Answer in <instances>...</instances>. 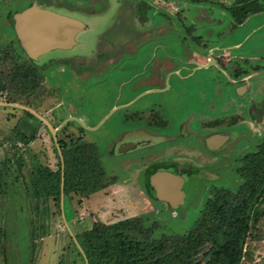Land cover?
<instances>
[{
  "label": "rangeland",
  "instance_id": "374dc122",
  "mask_svg": "<svg viewBox=\"0 0 264 264\" xmlns=\"http://www.w3.org/2000/svg\"><path fill=\"white\" fill-rule=\"evenodd\" d=\"M237 1L242 0L130 1L129 4L137 5L132 13L135 28L133 30L127 26L122 31L112 28L107 30L109 23L117 17L115 12L72 14L92 26L91 31L78 36L86 49H92L93 38L106 30L103 36L111 39L128 36L131 42L138 33L135 44L130 42L127 48L118 51V58L111 57L104 65H98V73H85L75 78L58 69L61 67L58 65L44 74L30 62H23V53L15 40L13 28L7 27L10 25L9 14L0 13V102L29 107L48 123L36 120L35 116L20 107L0 105V264H86L78 253L74 235L96 222L110 223L123 218H136L137 226L133 234L137 239L158 241L166 238L171 242L197 228L201 214L211 209L209 203L241 200L244 194L241 170L246 164L243 158L260 150L264 142V116H260L261 119L258 117L259 123L254 122L253 113L247 111L248 104L243 108L238 106L239 103H245L249 96L255 97V92L242 95L234 87L235 84L229 82L231 65L220 58L219 52L225 51L232 61L260 57L258 63L264 67V14L257 12L248 16L242 24L236 23L225 7L233 6L231 4ZM245 1L258 5L259 11L264 9V0ZM149 19L151 23L147 27V22L143 23V20ZM76 22L78 33L84 26L79 20ZM206 27L211 30L204 31ZM188 34L198 36L195 42L186 39ZM74 43L75 40L70 46ZM107 48L112 56L116 55L111 44ZM79 50L83 49L75 51ZM199 52L205 56L212 52L213 57L204 61L202 70L191 72L193 64L188 60L196 58L198 54L200 56ZM122 53H125L124 57L129 56L123 59ZM132 56L133 65L130 69L133 68L132 73L137 78L134 88L141 86L145 89L156 84L153 81L157 75L152 68H155L158 60L165 61L170 70L188 67L180 74L185 80L179 81L185 83L178 97L170 101L165 109L159 108L161 117H168L173 126H176L177 120L183 119L187 122V132L192 136L200 128H203L200 134L207 133L205 126L210 120L205 117L219 114L218 130H228L231 133L230 140L217 151L203 148L201 153H196L194 147L189 150V136L186 140L166 143L162 154L154 149V154L138 157L136 150H121L117 139L119 134H116L126 130L127 124L121 121L117 111L102 123L98 130L100 139H83L81 135L89 136L88 133H83V129L70 120V117L78 116L76 106L91 101L93 108L103 111L109 109L111 112L114 105L110 101L106 102L110 92L114 93L115 89V64L120 59H123L122 63L128 62ZM30 57L38 58L33 54ZM246 63L240 66L245 74L253 71L250 68L253 64L249 60ZM26 74V80H30L31 85H24L20 81ZM173 76L176 77V73ZM206 80L207 85L203 83ZM262 82L264 71L252 75L249 80L251 85ZM60 85L70 88L65 89ZM227 87L228 92L225 93ZM153 95L156 94L149 93L144 99H156ZM210 98L218 104L217 109L209 107ZM226 102H230L228 106ZM96 120H92L91 125ZM154 130L170 138L177 132V129ZM88 142L97 146L105 170L104 178L110 184L88 196L70 190L66 195L63 194L62 201L61 198L57 201L53 194L39 192L37 196L34 179L47 176L49 171L58 168L63 176L64 173L67 175L62 185L72 188L80 184L76 148ZM178 146L181 153H173ZM171 158L192 163L197 168L196 174L182 190L180 199L164 197L154 200L147 191L141 171L151 160ZM72 159L74 165L70 162ZM84 205L89 207L85 208ZM243 249L244 256L240 264H264V215L250 221Z\"/></svg>",
  "mask_w": 264,
  "mask_h": 264
},
{
  "label": "flooded vegetation",
  "instance_id": "af4514ba",
  "mask_svg": "<svg viewBox=\"0 0 264 264\" xmlns=\"http://www.w3.org/2000/svg\"><path fill=\"white\" fill-rule=\"evenodd\" d=\"M130 1L135 3L138 0H0V13L2 12L9 14V21L11 26L9 25L7 27L13 28L15 40L20 46V51H22L23 53L21 54L23 55L21 58L23 62L25 60L30 62L32 66H34L38 71H43L44 74L58 65L59 67L61 66L58 69H62L65 72H68L70 77L75 78L85 73H98L100 71L96 68L98 65H104L111 57L118 56V51L120 52L121 50H124L123 48H127L129 46L128 44L131 41L127 39L128 36H126V38L118 37L115 39H111L108 36H103V34L107 33V30L110 28L114 29L115 31H122V28H127L128 26L129 28L134 30L135 26L134 22L132 21V13H134L137 9L135 8L137 7V5L134 3L129 4ZM8 2H10V4H7ZM96 12H115L117 14V17L113 22L109 23L105 33H102V35H97L96 38L94 37L95 39L93 38L94 41L91 44L93 48L91 49L89 47L88 49H86L84 47V42L78 36L82 32L91 31L92 26L85 20H83V18H76L72 14L82 15L88 13L92 14ZM21 14H28L29 16L36 18L56 16L68 21L72 20V22H76V20H79L80 23L83 24L84 28L82 31L74 33L73 40H75V43L73 46H61L62 48H58L60 46H55L50 50L44 52L41 57L39 56L40 58H31V54H28L22 47L16 30V18ZM151 17L152 15H150V18ZM149 20H143V23L147 22L148 25L151 23L149 22ZM147 27H149V25ZM136 33L137 32H132L131 34ZM132 39L133 42H131V44L133 43L132 45H134L138 40V33L137 37ZM110 44L111 47L114 48L116 55L112 56L108 51L107 45ZM74 49L83 50L75 51ZM108 53H110V56ZM122 54L123 59H126L129 56L128 55L124 57L125 53ZM133 57L134 56L130 57L128 59V62L122 63L121 61L123 59H120L119 62H116V84L114 86L115 89L114 93L110 92L111 94L107 97L106 104L110 101L111 104L114 105V108H116L121 121L127 124L126 130H121V132L119 131L120 133L117 132L116 134V136H118L119 134L117 139L119 140V145L122 147L121 150H126V152L130 150H136V154L139 155H136V157H142L145 154L152 155L154 154V149H157V151L162 154L165 150L163 149V147L166 145V143L169 144L171 141L179 142L182 140H186V137L191 136L189 134V131L187 132V122H184L183 119H175L174 121L177 120L176 126H173V124L168 120V117L164 118L163 115L161 117L159 109L160 107L165 109L166 106L169 105L170 101L175 100V98L178 97V93H180L181 90L177 92L172 86L179 83V87L181 89L185 82L179 80H185V78L181 77V75L177 73L176 77L172 76L170 68L165 63V61L160 62L158 60L156 61L155 68H152L153 73L156 72L157 75L153 83L156 82L155 85L157 86L145 87V89H143L141 86H136V88H134L133 86L135 85V80H137V78L134 77L136 76V74L132 73L133 68L130 69V66L133 65ZM167 69L168 71L167 73H165ZM174 78H176V80ZM171 80L173 81L172 84ZM232 80L233 79H231V81ZM60 87L65 89L70 88V86L68 85H60ZM135 89L137 90L136 92H134ZM149 93L156 94L153 95L156 96V99H151V97L144 99V96ZM90 102H88L89 104L83 102V105H77L76 107L78 116L76 115L77 117H70V120L72 119L79 126V129H83V133H88L89 136L85 134L84 136L83 134L81 135L83 139H100L101 133H99L98 130L103 125L102 123L112 115L107 117L110 113L109 109L103 111L100 108H93ZM254 104L256 105L255 109L252 107V105L249 106L247 111L249 110V112H252L253 121L259 123L258 119L260 118V116H264V96L261 98L260 102L257 101ZM210 106L215 107V103L210 104ZM215 109L217 108L215 107ZM28 113L32 116H35L30 112ZM97 115L100 118L98 117V119L96 120ZM35 118H37L36 120H40L44 124V122L37 116H35ZM217 119L218 118L215 115H210V121L207 120L208 124H206L205 126V131L207 133H203V135L200 134L203 128H200L199 131L193 132V135L190 139L191 149L189 148V150H192V147H194L196 153H201V150L203 148L208 151L214 152L219 150L226 142L230 140L231 133L228 132V130L221 132L218 130ZM255 119L257 120L255 121ZM92 120H96L95 124L93 125H91ZM200 126L203 127L201 122ZM154 129H162V131H165L167 129H177V132L172 138H170V136H167ZM217 135L226 136L225 140L219 145L216 144L215 148H211L209 146L208 139ZM179 147L180 146L173 150V153H181ZM140 148L143 149L139 151ZM196 169L193 167L192 163L188 161L171 158L151 160V162H148L143 167L141 172L143 173L145 185L147 187L149 195L154 200H158L164 198L155 189V186L152 183V179H154L155 176H158L159 172L178 173V176L182 180L181 183H179L180 189L184 191L185 187L191 181V178L195 176ZM148 184H150L152 190L149 189Z\"/></svg>",
  "mask_w": 264,
  "mask_h": 264
},
{
  "label": "trees",
  "instance_id": "16d2710c",
  "mask_svg": "<svg viewBox=\"0 0 264 264\" xmlns=\"http://www.w3.org/2000/svg\"><path fill=\"white\" fill-rule=\"evenodd\" d=\"M259 10L258 5L251 2L239 8L243 12ZM238 12L233 11L236 21L242 19V14ZM26 76L20 81L31 85ZM76 154V169L81 182L72 188L64 184L63 194L72 190L88 196L106 188L110 181L104 178L105 170L97 146L88 142L77 147ZM243 160L246 164L241 170L244 177L241 200L209 203L211 209L201 214L197 228L178 240L137 239L133 234L137 226L136 218L132 217L110 223L96 222L74 235L79 255L88 264H240L250 221L264 215V142L259 151L247 154ZM70 162L74 165L73 159ZM65 177L67 175L64 173L63 176L60 168L49 171L47 176L36 177L35 194H53L59 201ZM148 186L152 190L150 184Z\"/></svg>",
  "mask_w": 264,
  "mask_h": 264
},
{
  "label": "water",
  "instance_id": "95a60500",
  "mask_svg": "<svg viewBox=\"0 0 264 264\" xmlns=\"http://www.w3.org/2000/svg\"><path fill=\"white\" fill-rule=\"evenodd\" d=\"M70 22H72V20L68 21L56 16L36 18L28 14H21L16 18V30L24 50L28 54L39 57L55 46H70V43L73 41L74 33L78 28L77 22ZM0 105L20 107L34 114L48 125L47 121L29 107L9 102H0ZM53 131L54 130H52V133L54 134ZM225 137L224 135H217L209 138V146L215 148L216 144L219 145L224 142ZM178 175L179 174L176 172H159L158 176L152 179L155 189L163 198L165 197L166 199L172 200L177 197L180 199V195L183 194V191L180 189L179 185L182 180ZM62 187L63 185L61 183V201L63 197Z\"/></svg>",
  "mask_w": 264,
  "mask_h": 264
},
{
  "label": "crops",
  "instance_id": "0c3cea01",
  "mask_svg": "<svg viewBox=\"0 0 264 264\" xmlns=\"http://www.w3.org/2000/svg\"><path fill=\"white\" fill-rule=\"evenodd\" d=\"M245 4H247V2L245 1V0H242L241 2H236V4H231V5H233V6H226L225 7V9L227 10V12L231 15V17L230 18H233V20H234V22H236V23H241V22H243L248 16H250V15H252V14H264V9H261V11H256V12H252V11H247V12H243V11H239V8H241V7H245ZM239 11L238 13H241L242 14V19L240 20V21H236L235 20V17H234V15H233V11ZM258 12V13H257ZM262 12V13H261ZM149 22H150V20H149ZM202 23H203V21H201ZM242 24V23H241ZM149 25V24H148ZM194 27H195V30H197L196 29V25H194ZM205 30H211V29H209V28H205L204 29V31ZM166 31V30H165ZM213 31H211V33H212ZM196 37H198L196 34H193V35H191V34H188V35H186V39H189V40H192V41H194L195 42V40L197 39ZM198 40H199V38H198ZM201 52V51H200ZM199 52V53H200ZM212 52H209V53H207V55L205 56V55H202L201 53H200V56H199V54H198V56H196V58H193V59H190V60H188L189 61V63L190 64H193V67L191 68V72H194V71H199V70H202L203 68V66H204V61L205 62H207V60H210V59H212V54H211ZM219 55H220V58L222 59V60H225L226 62H228L229 63V66L231 65V73L230 74H228V79H229V82L230 83H233V84H235V86L234 87H236L237 88V90H238V88H239V92H241V94L243 95V94H247V93H250V91H254L255 92V97H251V96H249V98L247 99V101L245 102V103H239L238 104V106L239 107H245V105L246 104H248L247 105V109L249 108V106H252L254 109H255V107H256V105L254 104L255 102H260L261 101V98L264 96V82H262V83H259L258 85H256V84H249V80H250V78H251V76L253 75V76H255V75H257V74H260L262 71H264V67L262 66L263 64H260V63H258V61L261 59L260 57H252V59H248V58H239L240 60H237V61H232L230 58H229V55H227V53L225 52V51H223V50H221L220 52H219ZM205 56V57H204ZM177 57V56H176ZM249 60V63H251V64H253V66H251L250 68L253 70L251 73L250 72H248V73H244V71L242 70V68L240 67L241 65H246L247 63V61ZM214 61L215 62H217V60H216V58H214ZM253 61V62H252ZM184 64H186V62L184 63ZM183 70H188V67H184V66H180V67H178V68H175V69H171L170 71H171V74H172V76H173V74L174 73H177V74H181V72L183 71ZM230 72V71H229ZM187 73V72H186ZM190 73V72H189ZM188 73V74H189ZM239 74H243L242 76H239ZM248 74V75H247ZM172 76H171V79H172ZM183 76H187V74L186 75H183ZM175 80H176V78H174ZM231 79H233L232 81H231ZM173 83V81L171 80V84ZM205 85H207L208 84V82H207V80L206 81H204L203 82ZM229 83H225V85H228ZM229 85H231V84H229ZM256 85V86H255ZM154 86H157V85H155L154 84ZM172 86V85H171ZM242 86V87H241ZM173 88H174V90H176L177 92L178 91H180L181 89H180V87H179V83H177V85H174V86H172ZM254 87H255V89H254ZM228 88L229 87H227L226 89H225V93H227L228 92ZM254 89V90H253ZM223 92V91H222ZM215 93H217V92H215ZM256 98V99H255ZM213 98H210V104H212L213 102ZM215 103V107L217 108V103L216 102H214ZM229 103L230 102H226L225 104H226V106H228L229 105ZM210 104H209V107H210ZM223 106H224V104H223ZM222 106V107H223ZM116 111V108H114L109 114H108V116L107 117H109V116H111V115H113V112H115ZM219 114H217V115H215L216 117H219L218 116ZM205 118H207V119H209L210 118V116H207V117H205ZM202 119V118H201ZM219 120V119H218ZM83 204H84V202H83ZM90 205V204H89ZM89 205H84L85 206V208L86 207H89Z\"/></svg>",
  "mask_w": 264,
  "mask_h": 264
}]
</instances>
